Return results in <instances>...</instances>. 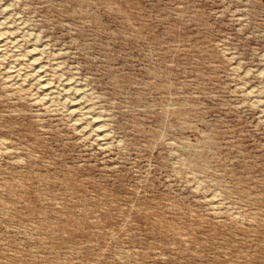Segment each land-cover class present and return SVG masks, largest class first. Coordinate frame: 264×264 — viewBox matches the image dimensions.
<instances>
[{
	"label": "rangeland",
	"instance_id": "obj_1",
	"mask_svg": "<svg viewBox=\"0 0 264 264\" xmlns=\"http://www.w3.org/2000/svg\"><path fill=\"white\" fill-rule=\"evenodd\" d=\"M0 32V264H264V0H0Z\"/></svg>",
	"mask_w": 264,
	"mask_h": 264
},
{
	"label": "bare ground",
	"instance_id": "obj_2",
	"mask_svg": "<svg viewBox=\"0 0 264 264\" xmlns=\"http://www.w3.org/2000/svg\"><path fill=\"white\" fill-rule=\"evenodd\" d=\"M10 26H11V25H10ZM2 30H3V29H2ZM0 33H1V32H0ZM3 33H4V32H3ZM3 33H2V34H3ZM9 34H10V33H9ZM4 35H5V34H4ZM8 36H9V35H8ZM0 37H1V36H0ZM1 38H2V37H1ZM1 38H0V40H1ZM4 38H6V37H4ZM7 38H8V37H7ZM0 42H1V41H0ZM1 46H2V45H1ZM4 46H5V42H4ZM0 49H1V48H0ZM34 50H35V49H34ZM32 54H33V53H32ZM34 58H37V56H35ZM39 58H40V57H39ZM36 60H37V59H36ZM38 60H39V59H38ZM39 61H40V60H39ZM32 62H33V61H32ZM36 62H37V61H36ZM34 64H35V63H34ZM39 64H40V63H39ZM39 64H38V65H39ZM38 65H37V66H38ZM40 67H41V66H40ZM38 68H39V67H38ZM42 68H43V67H42ZM40 70H42V69L40 68ZM16 73H17V72H16ZM44 73H45V72H44ZM40 74H41V72H40ZM46 74H48V73H46ZM46 74H44V75H46ZM46 76H47V75H46ZM41 77H42V76H41ZM45 78H46V77H45ZM41 79H42V78H41ZM41 79H40V80H41ZM46 79H47V78H46ZM38 81H39V80H38ZM51 81H52V80H51ZM45 82H46V81H45ZM40 83H41V82H40ZM47 84H48V83H47ZM47 84H46V83H43L42 85H47ZM52 84H53V83H51V85H52ZM48 86H49V85H48ZM66 86H67V85H66ZM40 87H42V86L40 85ZM67 88H68V87H67ZM78 89H79V88H77V90H78ZM54 90H55V88H54ZM69 91H70V90H69ZM73 91H74V90H73ZM75 91H76V90H75ZM53 93H54V92H53ZM65 93H66V91H65ZM48 94H49V93H48ZM67 94H69V93H67ZM74 94H75V93H74ZM56 95H57V94H56ZM76 95H77V94H76ZM44 96H47V94L45 93ZM48 96L50 97L51 95H48ZM52 96L54 97L55 94H53ZM49 97H48V98H49ZM76 97H80V96H76ZM76 97H75V98H76ZM45 98H46V97H45ZM50 98H51V97H50ZM82 102H83V101H80V99H78V100H74V101L72 102L73 110H77L78 107H81V106H80V103H82ZM83 103H84V102H83ZM84 105H85V104H84ZM82 107H85V106H82ZM82 107H81V108H82ZM71 108H72V107H71ZM87 109H88V108H87ZM87 109H86V110H83V111L81 110V111L84 112V111H87ZM89 109H90V108H89ZM71 111H72V110H71ZM91 111H92V110H91ZM75 112H76V111H75ZM75 112L72 111V113H75ZM84 113H85V112H84ZM87 113H88V112H87ZM94 113H95V112H94ZM76 114H77V113H76ZM85 114H86V113H85ZM85 114H83V115L86 116ZM88 116H89V115H88ZM93 116H94V115H93ZM101 120H102V119H100V121H101ZM91 121L96 125V127H97L98 130H99V132L102 133V129H101V127H100V122H99V120L96 119V118H93V117H92V118H91ZM92 122H91V123H92ZM102 123H103V122H102ZM105 131H106V129H105ZM96 132H97V131H96ZM103 134H104V133H103ZM103 134H102V137H103ZM98 135H100V134H98ZM107 135H109V133H108ZM100 136H101V135H100ZM104 136H105V135H104ZM105 137H106V136H105ZM105 137H104V138H105ZM104 138H101V139H104ZM106 139H107V137H106ZM103 142H106V141H103ZM107 142H108V141H107ZM107 142H106V143H107Z\"/></svg>",
	"mask_w": 264,
	"mask_h": 264
}]
</instances>
